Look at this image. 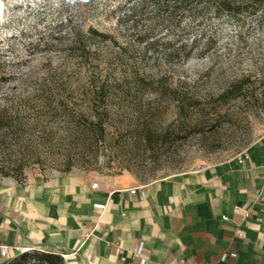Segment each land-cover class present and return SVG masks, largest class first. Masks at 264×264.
Wrapping results in <instances>:
<instances>
[{"label": "rangeland", "instance_id": "obj_1", "mask_svg": "<svg viewBox=\"0 0 264 264\" xmlns=\"http://www.w3.org/2000/svg\"><path fill=\"white\" fill-rule=\"evenodd\" d=\"M137 1L0 0V182L82 175L144 186L242 158L263 139L264 3L248 14L256 0H232L236 19L210 8L138 37L122 22ZM134 79L170 95L115 94ZM100 85L110 93L99 104Z\"/></svg>", "mask_w": 264, "mask_h": 264}, {"label": "crops", "instance_id": "obj_2", "mask_svg": "<svg viewBox=\"0 0 264 264\" xmlns=\"http://www.w3.org/2000/svg\"><path fill=\"white\" fill-rule=\"evenodd\" d=\"M0 245L8 259L63 264H264V137L242 158L144 186L0 182Z\"/></svg>", "mask_w": 264, "mask_h": 264}, {"label": "trees", "instance_id": "obj_3", "mask_svg": "<svg viewBox=\"0 0 264 264\" xmlns=\"http://www.w3.org/2000/svg\"><path fill=\"white\" fill-rule=\"evenodd\" d=\"M263 3L264 0H256V5H252L250 7L251 9L245 7V10L248 14L251 12L253 13V7L260 9ZM147 8H149L148 12ZM210 8L214 17L225 15L230 19H236L240 13V7L232 0H204V2L203 0H138L137 3L132 4L129 12L123 15L122 22H131L136 36L141 37L151 31L153 27L159 23L164 24L167 30L172 31L179 28L183 23L203 19L206 11ZM139 18L144 19V22L146 23L145 26L139 24ZM89 31L94 36H98L103 40L107 39L105 35H100L92 29ZM155 44L156 41H152L148 46L153 47ZM180 48H184V45ZM175 52L176 53L167 55V58H170L173 54H177V50ZM114 92L117 96L122 98H128L130 96L137 97L145 93L153 94L161 99L170 95L169 89L161 83L154 86L137 79H134L130 83L117 86V89ZM230 92L231 90L223 93L221 99H224ZM109 93L110 91L105 85H100L92 91V101L99 104L105 102L106 96ZM172 94L175 93L173 92ZM173 100L178 106L179 101L175 98ZM188 107L192 108L193 105H188ZM182 110V108L177 109L179 113ZM93 126L98 129L99 134H102L106 128L102 117L99 116L96 117ZM140 130H142L140 134H142L141 136L144 143L150 144L152 142L151 135L144 128ZM27 254L28 253H24L16 258L7 259V261L5 260L6 263L3 264H25L30 261H35L39 264H63V259L56 255L40 253L29 256Z\"/></svg>", "mask_w": 264, "mask_h": 264}, {"label": "built area", "instance_id": "obj_4", "mask_svg": "<svg viewBox=\"0 0 264 264\" xmlns=\"http://www.w3.org/2000/svg\"><path fill=\"white\" fill-rule=\"evenodd\" d=\"M93 188H96V185H93L92 186ZM238 236H241V233H238ZM141 250H142V247H139L136 254L137 255H140L141 253ZM8 256H9V252H8V249L5 247V246H1L0 245V258L1 259H4V260H7L8 259ZM145 260L144 259H140V264H144Z\"/></svg>", "mask_w": 264, "mask_h": 264}]
</instances>
